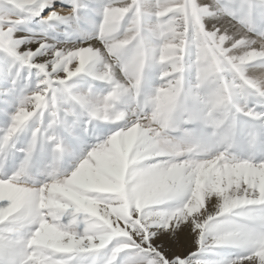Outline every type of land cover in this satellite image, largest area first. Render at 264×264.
Masks as SVG:
<instances>
[{
    "label": "snow or ice",
    "instance_id": "snow-or-ice-1",
    "mask_svg": "<svg viewBox=\"0 0 264 264\" xmlns=\"http://www.w3.org/2000/svg\"><path fill=\"white\" fill-rule=\"evenodd\" d=\"M0 264H264V0H0Z\"/></svg>",
    "mask_w": 264,
    "mask_h": 264
},
{
    "label": "rangeland",
    "instance_id": "rangeland-1",
    "mask_svg": "<svg viewBox=\"0 0 264 264\" xmlns=\"http://www.w3.org/2000/svg\"><path fill=\"white\" fill-rule=\"evenodd\" d=\"M59 10V9H58ZM194 250V249H193Z\"/></svg>",
    "mask_w": 264,
    "mask_h": 264
}]
</instances>
